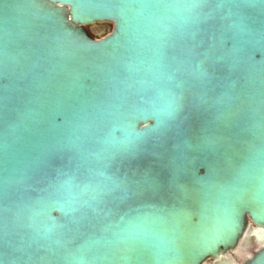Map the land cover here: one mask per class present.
<instances>
[{"label":"water","instance_id":"1","mask_svg":"<svg viewBox=\"0 0 264 264\" xmlns=\"http://www.w3.org/2000/svg\"><path fill=\"white\" fill-rule=\"evenodd\" d=\"M0 264H264V0H0Z\"/></svg>","mask_w":264,"mask_h":264}]
</instances>
